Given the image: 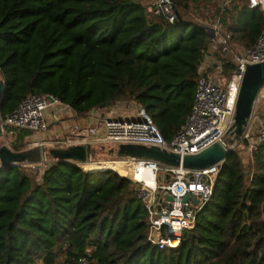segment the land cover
Masks as SVG:
<instances>
[{
    "label": "trees",
    "instance_id": "16d2710c",
    "mask_svg": "<svg viewBox=\"0 0 264 264\" xmlns=\"http://www.w3.org/2000/svg\"><path fill=\"white\" fill-rule=\"evenodd\" d=\"M209 1L173 0L180 20L168 23L137 0H0V115L30 94L57 98L78 117L133 101L169 140L189 113L210 38L189 11ZM263 26L264 13L244 0L228 27L232 46H252ZM250 160L245 169L239 151L227 154L210 201L175 248L148 241L147 211L115 170L55 160L36 181L22 165H0V264L81 256L89 264H264V143Z\"/></svg>",
    "mask_w": 264,
    "mask_h": 264
},
{
    "label": "built area",
    "instance_id": "2783aa9c",
    "mask_svg": "<svg viewBox=\"0 0 264 264\" xmlns=\"http://www.w3.org/2000/svg\"><path fill=\"white\" fill-rule=\"evenodd\" d=\"M137 1L145 5L153 15L168 23L178 20L173 0ZM247 4L249 8H258L264 13V0H247ZM224 9V6L220 7L208 29L210 38L202 49L189 113L169 140L163 137L146 110L133 101L114 102L102 108L107 109V112L100 117L91 115L92 122L74 119L62 126L60 133H53L50 131L52 123H60L68 117L72 109L57 98L44 94L27 95L12 112L0 115L1 138L8 146L19 131L26 130L42 135L51 133L54 136L53 145L48 146L43 140L35 143L46 147L65 148L70 145L89 144L92 148L95 144H136L157 146L177 153L180 157L199 153L214 142L225 145L224 138L233 121L245 65L264 62V26L252 46L230 59L228 54L233 47L231 34L223 30L220 21ZM230 63L234 66L225 72ZM211 71L219 74L225 72V83L216 81ZM126 108L130 111L127 112ZM241 142L249 153L264 143V114L253 110ZM92 158L93 148L88 162ZM53 161L55 159L45 154L40 162L22 166L41 174ZM120 161L142 168L151 178V182H147L131 175H123L132 181L133 189L147 211L148 241L159 248L177 247L184 231L195 227L197 213L210 201L222 163L218 162L205 169H187L149 159L123 157ZM76 264H89V261L81 256Z\"/></svg>",
    "mask_w": 264,
    "mask_h": 264
},
{
    "label": "water",
    "instance_id": "95a60500",
    "mask_svg": "<svg viewBox=\"0 0 264 264\" xmlns=\"http://www.w3.org/2000/svg\"><path fill=\"white\" fill-rule=\"evenodd\" d=\"M180 20L178 17L177 22ZM264 87V62L247 63L238 92L233 121L225 134V145L214 142L196 154H179L168 152L157 146H143L136 144H120L116 149H109V154L118 158L132 157L137 159L155 160L169 166H181L187 169H205L218 162L224 164L225 158L232 147L239 144L246 131L255 102L260 90ZM5 91V83L0 77V103ZM109 103L100 105V109L109 106ZM2 131L0 127V138ZM48 154L55 160L72 161L83 164L89 161L92 148L89 144L70 145L65 148L46 147L35 144L22 150H13L6 144L0 145V165L10 167L23 164H35ZM187 197L184 198L186 200ZM195 202V200H194Z\"/></svg>",
    "mask_w": 264,
    "mask_h": 264
},
{
    "label": "rangeland",
    "instance_id": "374dc122",
    "mask_svg": "<svg viewBox=\"0 0 264 264\" xmlns=\"http://www.w3.org/2000/svg\"><path fill=\"white\" fill-rule=\"evenodd\" d=\"M244 0H211L209 2H207V4L205 6H202V8H191L190 9V13H189V17L191 19H195L197 21H200L204 24L208 25V29L210 27V24L214 21L215 17H211V13L214 12V9L219 6H224L225 8L228 7L230 9L229 11V15L227 16V24L224 26L223 30L224 31H228V27L233 23L234 20V16H235V10L237 9L238 5H240ZM227 2V3H226ZM226 3V4H225ZM233 4V5H232ZM200 10V13H199ZM211 19V20H209ZM247 47L241 45L239 42H235V44L232 47V52L228 54V58L233 59L235 57V55H239L241 53H243V51L246 49ZM211 74L215 77L216 81L221 82L222 84L225 83V78H226V73H215L214 71H211ZM120 102H126V101H120ZM131 105H134V103H132ZM104 109V108H103ZM100 108L94 109L93 112L91 114H93L94 116H101L103 115L105 112H107V109L103 110ZM110 109V108H108ZM129 108H126L127 112L130 111ZM102 110V111H101ZM254 112H259L262 113L261 115L264 114V87L260 90L258 97L256 99L255 102V107H254ZM18 135V134H17ZM16 135V137H17ZM16 137L14 138L13 142L10 143V145H8L11 149L14 150L15 146H18L19 148L25 149L28 147H32L35 145L36 142H38L39 140H43L45 142H47L48 146L53 145V141H54V136L50 134H35V133H30L26 136H24L23 138H18L16 140ZM5 144L4 140L2 138H0V145ZM114 147L115 149L117 148L116 144L113 145H98L95 144L93 145V158L92 161L94 162H107V161H120L122 160V158H118L116 157L114 154L110 155L109 154V149ZM235 149L237 151H239L241 158H242V162L244 165L245 169H248V165L250 163V159H251V153H249L248 151H246V148L244 146V143H239ZM25 167L26 172H28L29 174H31L36 181H40V176L41 174L37 171H33L32 169ZM104 169V168H103ZM105 169H112L115 170L113 168H109L106 167ZM104 169V170H105ZM102 170V169H101ZM117 173H119L120 175L123 176V174L121 172H119L120 170H115ZM128 176V175H127Z\"/></svg>",
    "mask_w": 264,
    "mask_h": 264
},
{
    "label": "bare ground",
    "instance_id": "6f19581e",
    "mask_svg": "<svg viewBox=\"0 0 264 264\" xmlns=\"http://www.w3.org/2000/svg\"><path fill=\"white\" fill-rule=\"evenodd\" d=\"M80 166L86 167L87 169L88 167H92V169L94 170H101V169L104 170L106 167H109L116 170H120L119 172H121L123 175H128V176L131 175L135 179H144L147 182H151V178L145 170H143L142 168H136L135 166H131L130 164L122 161H107V162L90 161L80 164Z\"/></svg>",
    "mask_w": 264,
    "mask_h": 264
},
{
    "label": "crops",
    "instance_id": "0c3cea01",
    "mask_svg": "<svg viewBox=\"0 0 264 264\" xmlns=\"http://www.w3.org/2000/svg\"><path fill=\"white\" fill-rule=\"evenodd\" d=\"M147 12H149L148 11V9H147ZM225 32H227V33H230L231 34V32L230 31H225ZM93 112V111H92ZM91 112V113H92ZM91 113H89L88 115H86V116H76V113L73 111V110H71L69 113H68V117H66L65 119H63V120H61L60 121V123H58V122H54V123H52V126H51V129H50V131L51 132H55V133H60L61 132V128H62V126L64 127V125L65 124H67L68 122H70V121H72V120H76V119H78V120H80V121H82V122H85V121H88V122H92V120H93V114H91ZM260 114H262V113H260ZM91 115H92V117H91ZM63 132V131H62ZM37 264H42V262H38Z\"/></svg>",
    "mask_w": 264,
    "mask_h": 264
}]
</instances>
